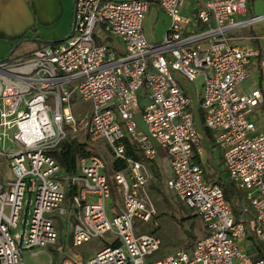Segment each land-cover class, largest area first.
Wrapping results in <instances>:
<instances>
[{
    "label": "built area",
    "instance_id": "2783aa9c",
    "mask_svg": "<svg viewBox=\"0 0 264 264\" xmlns=\"http://www.w3.org/2000/svg\"><path fill=\"white\" fill-rule=\"evenodd\" d=\"M72 2L62 42L0 61V130L11 132L13 144L0 149L7 167L0 178V264H22L25 250H60L56 220L63 217L71 229L60 264H264V128L254 119L264 109V55L231 37L263 18L232 21L247 14L248 0H197L191 15L182 14L185 0H152L169 22L152 44L142 30L149 0ZM97 30L122 53L100 43ZM253 61L257 86L239 91ZM173 73L202 79V123L240 194L236 204L225 200L218 180L205 179L202 138ZM74 99L89 103L90 113L74 115ZM66 139L104 150L110 163L99 153L77 157L75 173L64 174L51 152ZM159 153L169 170L166 189L199 218L203 233L190 250L155 259L161 240L140 230L157 226L149 188ZM92 240L103 248L75 252Z\"/></svg>",
    "mask_w": 264,
    "mask_h": 264
},
{
    "label": "rangeland",
    "instance_id": "374dc122",
    "mask_svg": "<svg viewBox=\"0 0 264 264\" xmlns=\"http://www.w3.org/2000/svg\"><path fill=\"white\" fill-rule=\"evenodd\" d=\"M197 0H185V5L182 11L183 15H191L190 10L192 11L195 7ZM168 19L165 14L157 8L154 4L151 6L150 11L147 15V19L144 24V32L146 35L152 36L163 33L165 29L168 28ZM106 38H108L106 36ZM107 42L109 40H106ZM100 40V42H106ZM49 42V41H44ZM98 43V42H97ZM33 46L24 45L23 50L28 51L31 47H36L38 44H31ZM41 48V47H40ZM21 49V48H20ZM19 51L13 52L9 56V60L13 59L15 56H19ZM5 55L3 58L7 57ZM174 79L181 86L184 95L188 97L191 102L192 115L194 120V126L199 135L202 138V146L206 155V164H205V179L210 182L219 180L222 183L228 184L229 179L225 172L224 164L219 158L217 151L212 148L211 143L205 138L204 125L201 119V112L198 105V91L202 85V79L198 78L194 83L186 81L182 76L177 73L172 74ZM258 71L254 65L250 70L249 77L241 84L238 88L239 91L249 93L257 86ZM72 112L76 116L88 115L90 113L91 107L89 103H84L79 99H74L72 102ZM254 119L256 127H260L264 121V109L256 114ZM136 120L139 122V117H136ZM262 121V122H261ZM11 138V132H2L0 130V149L3 151L12 150L13 144L9 142ZM79 141H83L82 135L78 137ZM96 151V150H95ZM105 160L106 164L110 163V157L105 153L104 150L100 152H95ZM152 172L153 181L149 188V195L151 197L152 203L156 212V222L157 226L153 227L152 223L146 225H141V233H153L156 234L161 240V248L158 253L155 255V259L161 258L166 254L172 253L179 249L190 250L195 240L202 235V224L197 216H194L193 212L188 211L185 206L176 200L173 195L168 192L165 186V181L169 175L168 167L165 162L161 161L159 158L156 159V163H152L150 166ZM7 173V167L0 159V178H4ZM8 176L12 179V174L8 172ZM219 178V179H218ZM114 199L111 198L108 201L107 213L110 215L111 208H114ZM65 208L68 206V199L63 205ZM56 222L58 223V230L60 231V245L59 249L51 248H35L33 250H25L21 257L22 264H60L62 258L66 254V238L70 234L71 224L66 220V217L57 218ZM154 231V229H156ZM104 243L102 240H92L87 244L77 248L75 252L82 255L93 254L95 251L102 249ZM38 251L43 253L33 255Z\"/></svg>",
    "mask_w": 264,
    "mask_h": 264
},
{
    "label": "crops",
    "instance_id": "0c3cea01",
    "mask_svg": "<svg viewBox=\"0 0 264 264\" xmlns=\"http://www.w3.org/2000/svg\"><path fill=\"white\" fill-rule=\"evenodd\" d=\"M149 1L151 2V5L144 18L142 30L145 39L149 43L156 44L162 40L167 29H165V31L158 36H149L144 32V24L147 19V15L151 6L154 5L152 0ZM251 17H262L263 19L252 23L247 28L233 31L231 33V37L234 38L232 40V44L256 48L261 55H264V0H248L247 14L245 16H235L232 18V21L236 22ZM72 22V0H0V59L7 55L12 47L15 48L14 52H17V50L20 52L19 56H15L13 59H19L43 46L42 43L33 41L34 39L49 42L63 41L70 33ZM97 33L100 35L101 40H109L108 42L106 41L102 43H108V45L117 53H122V49L117 41L112 40L109 37L106 38V36H102L99 30H97ZM21 38H23L22 40L31 41H23L17 45L16 43ZM246 38L250 39L247 40ZM33 43L38 45H36V47H31L28 51L23 50L24 45L29 44L30 46H33L31 45ZM254 65L257 70L256 62H254ZM252 67L253 64L251 65V69ZM263 128L264 121L258 130ZM159 159L166 163L162 153H159ZM154 163H156V161ZM40 253L43 252L38 251L33 253V255Z\"/></svg>",
    "mask_w": 264,
    "mask_h": 264
},
{
    "label": "trees",
    "instance_id": "16d2710c",
    "mask_svg": "<svg viewBox=\"0 0 264 264\" xmlns=\"http://www.w3.org/2000/svg\"><path fill=\"white\" fill-rule=\"evenodd\" d=\"M22 39L23 38L19 39V41L16 44L18 45L19 43L23 42L24 40ZM27 41H31V40H27ZM33 41L42 43L43 46L58 44L62 42V41L44 42L37 39H34ZM14 50L15 48L12 47V49L8 52V56L0 59V61L8 59L9 56L14 52ZM205 138L209 141V136L206 131H205ZM95 152H96L95 149L91 148L86 143H80L74 139H66L58 146L56 150L51 152V155L59 164L64 174L73 175L76 171V158L89 156L95 154ZM217 184L222 189L226 201H228L229 203L236 204L240 200V194L234 189L232 185L222 183L219 180L217 181ZM72 194L73 191L71 189H68L66 193V198L69 200ZM236 209H237L236 205H234V211ZM155 230H157V228L154 229V231Z\"/></svg>",
    "mask_w": 264,
    "mask_h": 264
},
{
    "label": "water",
    "instance_id": "95a60500",
    "mask_svg": "<svg viewBox=\"0 0 264 264\" xmlns=\"http://www.w3.org/2000/svg\"><path fill=\"white\" fill-rule=\"evenodd\" d=\"M24 41H27V40H24Z\"/></svg>",
    "mask_w": 264,
    "mask_h": 264
}]
</instances>
